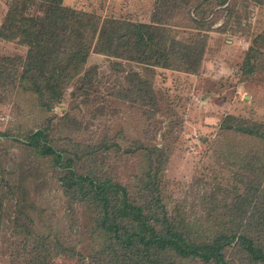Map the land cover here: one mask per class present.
I'll list each match as a JSON object with an SVG mask.
<instances>
[{
    "label": "rangeland",
    "instance_id": "obj_1",
    "mask_svg": "<svg viewBox=\"0 0 264 264\" xmlns=\"http://www.w3.org/2000/svg\"><path fill=\"white\" fill-rule=\"evenodd\" d=\"M11 1L0 0V30ZM232 3L234 11H223L203 31L206 53L195 74L93 49L85 69L91 73V85L84 89L89 88V96L74 85L51 112L32 92L0 87V169L18 187L14 202H6L0 213V264H31L40 239L75 246L85 257L102 248L87 208L65 195L58 164L24 143L31 132L47 126L49 142L71 154L77 170L120 182L139 201L152 198L141 192L148 182L145 173L160 171L157 195L175 219L200 235L209 217L222 215L223 202L231 204L243 193L250 156H261L258 166H264V142L222 125L228 116L264 123V70L249 73L246 63L251 48L264 52V0ZM64 5L95 14L100 26L109 19L151 23L156 18V0H65ZM40 10L36 6L32 12ZM180 23H187V15ZM186 26L172 36L200 42L203 33ZM28 50L20 40L0 38V61L25 57ZM228 256L237 257L235 251ZM47 258L46 264L88 262L77 254Z\"/></svg>",
    "mask_w": 264,
    "mask_h": 264
},
{
    "label": "trees",
    "instance_id": "obj_2",
    "mask_svg": "<svg viewBox=\"0 0 264 264\" xmlns=\"http://www.w3.org/2000/svg\"><path fill=\"white\" fill-rule=\"evenodd\" d=\"M64 1L12 0L0 30V38L20 40L29 46L25 57L0 61V87L12 85L34 93L47 112L62 104L74 85L80 94L89 96V88L84 89L91 85V73L85 69L93 49L116 59L197 73L206 53L207 36L203 31H209L223 11L235 9L232 0H156V18L151 23L109 19L100 26L95 14L66 7ZM36 6L40 13L32 12ZM183 14L187 15V23L182 26ZM185 25L203 33L199 34L200 42L189 44L172 36L174 29ZM246 63L249 73L255 68L263 71L264 52L251 48ZM133 76L137 79L136 74ZM135 92L140 94V90ZM222 127L264 142V123L228 116ZM47 132L48 126L31 132L24 143L42 159L55 160L65 195L72 204L87 208L93 234L103 239V245L85 257L75 246L60 242L52 246L44 239L36 240L38 254L31 264H46L47 257L53 260L76 254L87 264H264V166H258L261 156H250L243 193L231 204L223 202L222 215L209 217V227L204 226L200 235L175 219L157 195L160 171L150 168L145 173L148 182L141 192L147 191L152 198L144 196L139 201L120 182L97 172L77 170L71 154L54 149ZM17 192L18 187L1 171L0 213L6 202H14ZM231 251H235L236 258H229Z\"/></svg>",
    "mask_w": 264,
    "mask_h": 264
}]
</instances>
